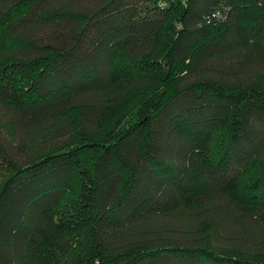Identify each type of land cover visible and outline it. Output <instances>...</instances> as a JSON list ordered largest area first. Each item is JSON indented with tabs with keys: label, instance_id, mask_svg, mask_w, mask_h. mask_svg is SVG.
Here are the masks:
<instances>
[{
	"label": "trees",
	"instance_id": "trees-1",
	"mask_svg": "<svg viewBox=\"0 0 264 264\" xmlns=\"http://www.w3.org/2000/svg\"><path fill=\"white\" fill-rule=\"evenodd\" d=\"M0 264H264V0H0Z\"/></svg>",
	"mask_w": 264,
	"mask_h": 264
}]
</instances>
